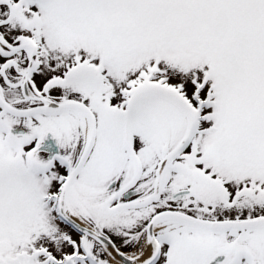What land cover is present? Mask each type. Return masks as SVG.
<instances>
[{"label": "snow or ice", "instance_id": "obj_1", "mask_svg": "<svg viewBox=\"0 0 264 264\" xmlns=\"http://www.w3.org/2000/svg\"><path fill=\"white\" fill-rule=\"evenodd\" d=\"M0 264H264V0H0Z\"/></svg>", "mask_w": 264, "mask_h": 264}]
</instances>
